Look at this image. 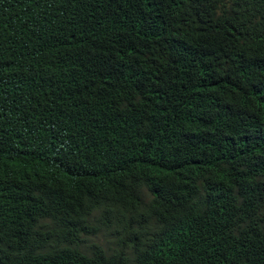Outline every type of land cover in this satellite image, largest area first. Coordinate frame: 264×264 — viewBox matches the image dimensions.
<instances>
[{"label":"trees","instance_id":"1","mask_svg":"<svg viewBox=\"0 0 264 264\" xmlns=\"http://www.w3.org/2000/svg\"><path fill=\"white\" fill-rule=\"evenodd\" d=\"M248 5L255 31L244 30ZM68 13L74 28L87 22L92 32L53 58L70 33L39 37L35 26ZM113 52L114 66H101ZM14 57L0 65V264H76L81 245L107 232L114 237L108 264L149 258L154 240L174 264H263L258 242L234 261L241 244L221 186L230 196L228 180L252 174L259 186L264 178V126L250 123L264 96L251 97L253 87L227 98L231 86L264 70V0H0V60ZM223 103L227 129L216 122L205 134L206 112L216 118ZM168 111L187 120L169 121L149 149L133 152ZM77 150L85 152L78 164L100 179L57 209L69 193L55 187L47 166L79 160ZM17 167L29 171L35 191L14 174ZM173 171L198 180L183 190L212 196L203 223L194 212L188 223L184 211L172 218L153 212H163L160 199H119L122 178L136 194L144 185L162 188L160 178ZM245 197L264 211V196Z\"/></svg>","mask_w":264,"mask_h":264},{"label":"clouds","instance_id":"2","mask_svg":"<svg viewBox=\"0 0 264 264\" xmlns=\"http://www.w3.org/2000/svg\"><path fill=\"white\" fill-rule=\"evenodd\" d=\"M245 10L249 13V18L243 24L244 30H257V19L255 13L251 10L249 5L245 7ZM62 16L63 17L61 19H53L47 26H35V28H37L39 32V37L49 31L53 33V38L65 37L70 33L62 44L64 47H59L57 49L58 56L54 53L52 56L53 58H58L59 56H62L61 58H63L68 53L69 47L73 40H80L84 42L88 39V35L92 32L87 29V22H83L74 28L71 15L68 13L66 16ZM224 18L225 17L222 16L221 20L217 22L219 29L224 22ZM135 29L137 30V32H139L140 27L135 24ZM126 35L127 34L125 33L121 34L117 38V42L121 41V38ZM132 47L133 43L124 44L125 49H131ZM13 59L16 58L14 57L7 60H0V65L4 61ZM115 61L116 55L113 52L110 56L102 57L100 65L106 67L107 69H110L114 66ZM199 72L202 76L207 78L205 74H203L201 71ZM28 84L30 87L33 82L29 80ZM253 87L256 88V91L251 95V97L255 95L264 96V70L256 69L255 71H253L245 84L242 86H231L227 98H243L251 92ZM251 100H253V98H251ZM253 110H255V114L250 123L254 124V127L264 126V104L254 107ZM217 111L218 116L216 118L206 112L205 134L216 122L222 123L227 129L224 103L219 107ZM171 120L187 119L183 118L176 112L168 111L159 120V127H157V129L148 139L143 140L139 142V144L134 146L133 152L149 149L156 142L157 137H159L163 128ZM102 142L98 144L99 148L101 147ZM227 147L230 148L229 145ZM77 152L79 153V160L77 161L73 160L66 163H61L56 167L47 166L48 175L50 176L52 182H55V187L58 189L66 190L69 193L68 195L63 196L58 200L57 209H64L70 206L77 195L87 191L93 186L95 182L100 179V177L96 175H89V167H84L78 164L79 161L84 159L85 152L80 150H77ZM97 153L98 151L92 150L90 164L94 162L93 159ZM258 161H260V159ZM95 166L96 165H94V167ZM14 171L15 175H21L22 178H25L27 189L35 191L36 184L33 187L32 185H30L29 187L27 185L26 175H28L29 171L26 173L21 167L15 168ZM175 176H179L180 181H177L175 179ZM251 176L252 174L249 176L239 177L236 180H228L227 186L231 188L230 196L227 195L224 187L221 186L224 211L233 219L235 228L237 230L235 233L236 238L240 241L241 244L238 253L235 255L234 261L242 258L247 254H251L253 251L252 245L256 242L264 243V229L261 231V224L264 222V211L259 204L253 205L245 197L246 195L255 198L264 196V178L258 181L259 186H256V182H250L249 178ZM160 180L163 182L162 188L155 187L151 190L146 188V186L144 185L139 193L134 194L133 190L129 191L126 188V181L124 180V178H122V182L117 191V194L119 196V199L124 203H139L142 202L141 200H147L150 197H152V199H160L161 202L166 204L161 209L163 212L151 206L153 212H156L158 214H167L169 212L172 218L178 216L181 211H184L183 221L185 223L189 222L191 212H194L196 214V220H200L202 223L208 218L210 213L209 202L212 196L198 189L189 191L182 189L184 184L197 183L198 180H193L175 171H173L172 175L161 177ZM165 190L169 192L170 196L162 195V192ZM175 193H179L180 198L187 204L179 202V200L175 198ZM98 205L99 204H97L96 208L98 207ZM162 236L165 237L166 235ZM111 243H114V237L110 232L99 233V237L85 241L77 252L75 259L76 264L111 263V261L113 260V256H110L111 249L109 248L110 246H112ZM149 254V258H145L139 255H131L122 260H124L126 264H141L142 259L144 260L145 264H174L175 262V259H165L162 256L157 240H154L153 244L151 245ZM261 263L264 264L263 261H261Z\"/></svg>","mask_w":264,"mask_h":264}]
</instances>
